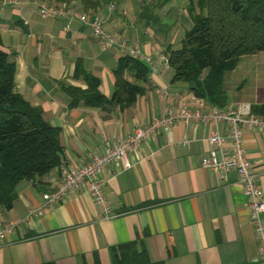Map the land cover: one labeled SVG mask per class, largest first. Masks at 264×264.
I'll return each mask as SVG.
<instances>
[{"label": "crops", "instance_id": "crops-1", "mask_svg": "<svg viewBox=\"0 0 264 264\" xmlns=\"http://www.w3.org/2000/svg\"><path fill=\"white\" fill-rule=\"evenodd\" d=\"M112 1L111 11L106 6L96 7L103 26L125 37L128 44H137L156 65L142 84L143 91L122 108L81 103L69 107L60 90V84L85 86L72 78L74 63L79 60L84 70L98 78L99 91L108 97L113 84L111 70L120 54L115 46L91 36L88 28L76 21L65 30L60 18H38L31 5L0 7V26L22 31L19 44L10 49L0 38V48L15 64L13 89L59 128L62 147L59 166L19 183L12 206L0 210V222L17 223L0 240V264H91L94 257L99 264H112L111 248L127 243L143 248L147 259L158 264L253 263L256 240L235 175L229 172L227 181L221 183L212 171L200 166L208 149L210 124L200 127L176 121L127 151L128 166L120 160L103 166L98 178L113 216L102 217L86 183L43 207L40 215L27 216L29 210L41 205V195L59 183L65 169L83 165L134 126L181 105L200 110L214 107L207 99L193 96L189 84L170 82L172 71L159 59L168 42L136 19L142 0H136L130 16L125 5L129 0ZM13 18L21 20L24 30L4 23ZM159 89L167 93L164 98ZM255 95L260 99L248 101L249 105L264 103V90ZM241 102L245 101L224 107ZM225 130L224 124L218 125L220 134ZM242 146L264 191V129L242 126Z\"/></svg>", "mask_w": 264, "mask_h": 264}, {"label": "trees", "instance_id": "trees-1", "mask_svg": "<svg viewBox=\"0 0 264 264\" xmlns=\"http://www.w3.org/2000/svg\"><path fill=\"white\" fill-rule=\"evenodd\" d=\"M42 1L59 4L72 0ZM167 1L142 0L137 21L157 34L166 33L172 22L162 20L164 16L158 9ZM112 2L77 0L73 3L81 11L96 13V7L107 8ZM180 17L188 26L183 29L178 45L173 47L168 42L161 50L172 71L170 82L189 84L193 96L207 99L214 107H224L223 74L235 67L239 57L264 51V0H187ZM4 23L24 30L19 18ZM0 24H3L1 18ZM14 71V62L0 48V210L12 206L19 183L58 167L62 154L59 128L42 117L38 106L30 104L13 89ZM111 73L112 90L106 97L98 89V78L76 60L72 78L80 79L85 86L60 84L67 106L79 103L101 108L129 106L143 91L149 68L143 60L120 53ZM250 109L264 116V103L250 104ZM111 261L112 264H158L150 262L145 250L136 249L133 243L111 248ZM91 264H99L96 257Z\"/></svg>", "mask_w": 264, "mask_h": 264}, {"label": "built area", "instance_id": "built-area-1", "mask_svg": "<svg viewBox=\"0 0 264 264\" xmlns=\"http://www.w3.org/2000/svg\"><path fill=\"white\" fill-rule=\"evenodd\" d=\"M17 3L33 6L41 16L62 19L65 30L69 28L71 21H76L86 26L91 36L101 38L108 46H115L120 53H126L146 62L149 73L156 70V65L148 56L140 52L137 44H128L125 37L106 29L102 18L96 13L81 11L72 1L49 4L42 0H1L0 7ZM107 10H112L111 4L108 5ZM159 59L166 67L165 56L159 54ZM157 92L163 98L167 95L162 89ZM176 121L189 122L200 127L211 125L206 137L208 149L200 158V166L212 171L221 183L227 181L229 172L235 175L245 198V209L256 240V260L251 264H264V191L256 182V173L242 146V126L248 129H264V116L253 113L247 102L226 108L212 107L209 110L188 109L181 105L134 126L130 133L112 140L104 150L93 154L83 165L65 169L59 183L52 190L41 195V205L29 210L27 216L40 215L43 207L59 201L67 192L77 191L83 183L87 184L88 194L102 217L113 216L105 204L102 181L98 178L101 168L108 162L117 160H120L124 167L128 166L125 159L127 151L137 147L155 132L167 129ZM219 124H224L226 127L222 134L217 131ZM16 226L17 223L12 221L0 222V240Z\"/></svg>", "mask_w": 264, "mask_h": 264}, {"label": "rangeland", "instance_id": "rangeland-1", "mask_svg": "<svg viewBox=\"0 0 264 264\" xmlns=\"http://www.w3.org/2000/svg\"><path fill=\"white\" fill-rule=\"evenodd\" d=\"M148 1L152 2L155 0ZM136 2V0H129L126 2L127 16L132 14ZM186 2L187 0H168L158 9V13H160L161 16H164L162 20L172 23L166 33H159L157 36L161 41L165 39L173 47L178 45V40L182 35L183 29L188 26V22L180 17L184 14V6L186 5ZM3 12L6 13L7 9L3 8ZM96 13L101 18L98 10H96ZM6 15L7 13L5 16ZM36 16L41 18L38 11H36ZM19 30L1 25L0 38L2 45L9 49L17 46L20 41L19 36L22 32ZM45 41L47 42V40ZM221 85L227 104L241 100L245 102H256L254 99H260L255 98L258 96L255 94L259 90H264V51H258L250 55L239 57L235 67L223 74Z\"/></svg>", "mask_w": 264, "mask_h": 264}]
</instances>
